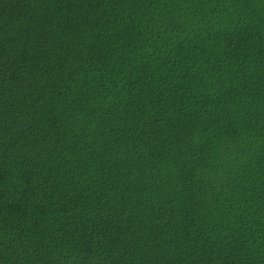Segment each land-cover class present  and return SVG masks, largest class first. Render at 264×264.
<instances>
[{"label":"trees","instance_id":"trees-1","mask_svg":"<svg viewBox=\"0 0 264 264\" xmlns=\"http://www.w3.org/2000/svg\"><path fill=\"white\" fill-rule=\"evenodd\" d=\"M0 264H264V0H0Z\"/></svg>","mask_w":264,"mask_h":264}]
</instances>
